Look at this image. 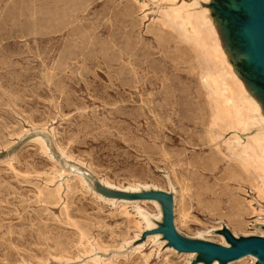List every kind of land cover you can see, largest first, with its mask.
Returning a JSON list of instances; mask_svg holds the SVG:
<instances>
[{
    "label": "rangeland",
    "instance_id": "rangeland-1",
    "mask_svg": "<svg viewBox=\"0 0 264 264\" xmlns=\"http://www.w3.org/2000/svg\"><path fill=\"white\" fill-rule=\"evenodd\" d=\"M162 4L0 0V264H209L208 246L259 238L254 216L235 230L206 210L211 195L198 188L214 177L192 167L207 152L205 99L185 58L156 36ZM75 174L140 203L114 206ZM153 200L161 221L143 231L139 212L156 216ZM219 221L239 237L208 234ZM154 234L163 246L147 240Z\"/></svg>",
    "mask_w": 264,
    "mask_h": 264
},
{
    "label": "bare ground",
    "instance_id": "bare-ground-1",
    "mask_svg": "<svg viewBox=\"0 0 264 264\" xmlns=\"http://www.w3.org/2000/svg\"><path fill=\"white\" fill-rule=\"evenodd\" d=\"M159 1H163L164 4L161 6L164 9L159 11L154 23L156 36L162 44L171 45L172 42L176 56L185 58L186 66L195 76L200 93L205 99L206 118L203 135L199 138V146L207 152L194 156L192 167L208 172L214 177L211 185L198 188L199 192L204 194L208 192L211 195L207 199L206 210L211 215L225 217L227 223L235 230L246 228L249 225L248 219L254 216L255 221L257 220L254 221V230L259 238L264 239L262 228L264 227V86L262 85L264 59H261L258 52L259 39L256 35L233 24L229 18H220L212 14V6L218 3L236 19L252 18L257 13L258 2L257 0ZM74 177L81 179L88 191L102 200L111 202L114 206L140 203L105 197L92 190L88 182L79 174H75ZM198 179L201 181L199 175ZM101 183L110 189L121 191L139 192L159 189L136 185L135 188L122 190ZM169 190L174 193L172 195L174 202L175 191L170 183ZM251 196H254V201ZM150 202L157 209V215H150L145 211L139 212L144 224L143 231L156 228L162 217L161 202L155 200ZM120 209L127 216L129 215L127 207L122 206ZM143 231L137 234L133 241H136ZM213 231H229L236 238L240 235L234 234L226 223L220 221L208 234ZM161 236L162 234L150 235L147 240L153 239L152 244L161 247L165 243L161 241ZM246 236L243 235V238ZM219 238L222 246L229 247L224 237L220 235ZM146 242L138 244L133 250L144 246ZM169 250L177 254L175 249ZM182 255H188L190 260L196 257L194 253ZM245 259L249 261L248 264H257L259 254L254 252L227 261L225 264H235L240 261L239 264H247ZM220 263L221 258L217 257L209 264ZM198 264L207 263L202 261Z\"/></svg>",
    "mask_w": 264,
    "mask_h": 264
},
{
    "label": "water",
    "instance_id": "water-1",
    "mask_svg": "<svg viewBox=\"0 0 264 264\" xmlns=\"http://www.w3.org/2000/svg\"><path fill=\"white\" fill-rule=\"evenodd\" d=\"M257 13L252 18L247 19H236L231 16L226 10H224L220 4L219 7L223 10L224 18L231 19L233 24L239 25L245 31L251 32L253 35H256L259 39V48L258 52L261 56V59H264V0H257ZM262 42V43H260ZM264 86V83L262 84ZM209 256H205L204 260L215 259L217 257L221 258V262L225 263L229 260L236 259L241 256H246L251 253L257 252L259 254V262H264V239L262 238H253L247 241H241L235 245L234 248H222V247H214L208 246L205 248ZM211 260V261H212ZM208 261V262H211ZM258 262V263H259Z\"/></svg>",
    "mask_w": 264,
    "mask_h": 264
}]
</instances>
